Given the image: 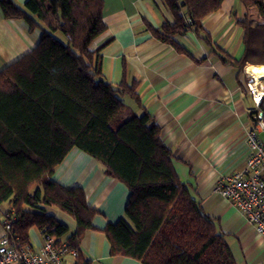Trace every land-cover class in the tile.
I'll return each instance as SVG.
<instances>
[{"label": "trees", "instance_id": "16d2710c", "mask_svg": "<svg viewBox=\"0 0 264 264\" xmlns=\"http://www.w3.org/2000/svg\"><path fill=\"white\" fill-rule=\"evenodd\" d=\"M160 1L171 20L150 31L176 51L190 55L178 38L192 30L240 72L246 61L264 64V0H236L245 10L237 20L243 31L238 57L214 46L202 25L224 0ZM103 5V0H0L2 17L39 30L34 47L0 69V203L7 205L5 216L14 217L10 238L30 244L33 227L40 236L77 248L84 231L94 228L97 211L84 190L52 179L56 165L77 147L129 190L124 214L103 228L111 254L142 264H236L217 221L202 212L178 177L153 117L144 110L118 118L125 108L120 96L139 104L137 80L127 82L125 65L117 85L102 74V44L92 49L91 43L106 29ZM260 110L264 119V96ZM50 207L69 214L75 229L47 211ZM76 264L89 261L79 252Z\"/></svg>", "mask_w": 264, "mask_h": 264}, {"label": "crops", "instance_id": "0c3cea01", "mask_svg": "<svg viewBox=\"0 0 264 264\" xmlns=\"http://www.w3.org/2000/svg\"><path fill=\"white\" fill-rule=\"evenodd\" d=\"M15 1L23 4L26 0ZM103 1L106 29L91 43L92 49L102 44V74L117 85L126 66V80H137L139 96V104L131 98L128 114L146 110L159 125L178 177L200 201L202 212L217 221L236 264H263L264 236L216 191L218 178L243 168L249 153L246 131L254 104L246 82L255 76L246 67L254 63L246 61L243 71H238L192 30L178 38L190 55L154 37L150 28L171 20L160 0ZM244 11L236 0H224L218 10L202 19L212 44L233 57L243 50V31L237 20ZM38 37L39 30H28L22 19L4 18L0 13V69L30 51ZM258 84L264 87V76ZM52 179L66 187L80 186L88 205L97 211L94 228L84 231L78 247L89 264H142L132 257L111 254L103 232L107 223H115L124 214L129 190L122 181L106 174L99 161L77 147L70 148L56 165ZM48 209L75 229L69 214ZM6 210L7 205L0 203V234Z\"/></svg>", "mask_w": 264, "mask_h": 264}, {"label": "built area", "instance_id": "2783aa9c", "mask_svg": "<svg viewBox=\"0 0 264 264\" xmlns=\"http://www.w3.org/2000/svg\"><path fill=\"white\" fill-rule=\"evenodd\" d=\"M246 91L254 104L252 122L246 131L249 153L243 168L218 178L216 191L242 212L256 231L264 236V119L260 110L264 87H260L251 77L246 82ZM13 219L9 213L2 222L0 264L77 263L79 248L50 235H42L37 247L12 240L10 232Z\"/></svg>", "mask_w": 264, "mask_h": 264}, {"label": "rangeland", "instance_id": "374dc122", "mask_svg": "<svg viewBox=\"0 0 264 264\" xmlns=\"http://www.w3.org/2000/svg\"><path fill=\"white\" fill-rule=\"evenodd\" d=\"M225 5H227L225 3ZM56 36L58 38H60L61 40L65 41V37L64 35L61 33V32H56L55 33ZM121 100L124 101L125 105H127V108H126V111L124 113L121 112L120 115H118V118H121V119H125L126 117L130 116L131 114H128V109H130L133 105V100L128 96V95H123V96H120ZM47 211L50 212V210L48 209ZM31 232H29V243L33 246V247H37L41 241H42V238L41 236L39 235V233L36 231L35 228H31L30 229Z\"/></svg>", "mask_w": 264, "mask_h": 264}, {"label": "bare ground", "instance_id": "6f19581e", "mask_svg": "<svg viewBox=\"0 0 264 264\" xmlns=\"http://www.w3.org/2000/svg\"><path fill=\"white\" fill-rule=\"evenodd\" d=\"M246 68L249 72L253 73V75L256 78L257 83L259 82V77L264 76V71H260V70L264 69V65H262V64L248 65Z\"/></svg>", "mask_w": 264, "mask_h": 264}, {"label": "snow or ice", "instance_id": "6c2138e0", "mask_svg": "<svg viewBox=\"0 0 264 264\" xmlns=\"http://www.w3.org/2000/svg\"><path fill=\"white\" fill-rule=\"evenodd\" d=\"M260 71H264V69L260 70Z\"/></svg>", "mask_w": 264, "mask_h": 264}]
</instances>
